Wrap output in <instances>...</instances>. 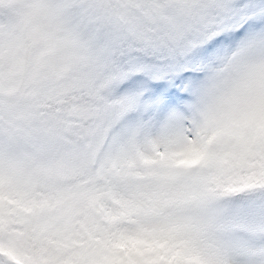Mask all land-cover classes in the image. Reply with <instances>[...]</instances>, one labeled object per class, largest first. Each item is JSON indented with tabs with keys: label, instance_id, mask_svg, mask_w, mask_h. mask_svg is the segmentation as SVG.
I'll use <instances>...</instances> for the list:
<instances>
[{
	"label": "snow or ice",
	"instance_id": "1",
	"mask_svg": "<svg viewBox=\"0 0 264 264\" xmlns=\"http://www.w3.org/2000/svg\"><path fill=\"white\" fill-rule=\"evenodd\" d=\"M14 2L0 264H264V60L203 100L242 47L264 55V0Z\"/></svg>",
	"mask_w": 264,
	"mask_h": 264
},
{
	"label": "rangeland",
	"instance_id": "2",
	"mask_svg": "<svg viewBox=\"0 0 264 264\" xmlns=\"http://www.w3.org/2000/svg\"><path fill=\"white\" fill-rule=\"evenodd\" d=\"M27 12V0H15L13 4V17L15 19H22ZM262 60H264V55H261L250 46L245 45L236 53L234 62L224 64L212 73L204 89L203 100L206 111L210 113L217 106L218 97L228 88L229 84L242 73L243 70L252 64L261 62ZM5 71L14 74L16 69L6 68Z\"/></svg>",
	"mask_w": 264,
	"mask_h": 264
}]
</instances>
